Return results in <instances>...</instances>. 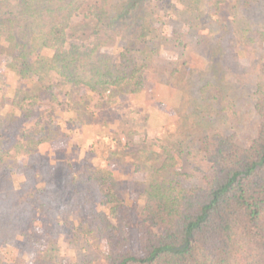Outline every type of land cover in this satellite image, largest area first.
Instances as JSON below:
<instances>
[{
	"label": "trees",
	"instance_id": "1",
	"mask_svg": "<svg viewBox=\"0 0 264 264\" xmlns=\"http://www.w3.org/2000/svg\"><path fill=\"white\" fill-rule=\"evenodd\" d=\"M167 1L0 0L5 70L37 90H0L6 264H26L27 253L30 264H75L54 247L72 221L102 244L100 258L87 264H264V61H239L264 45V20L252 17L256 0H200L203 10L175 5L163 14ZM150 5L158 12L148 13ZM79 13L91 23L85 44L69 42ZM191 52L203 57L202 67L189 66ZM146 74L164 85L184 75L185 84L174 83L169 131L136 152V198L110 164L64 161L57 171L40 160L15 162L12 142L27 137L23 126L39 118L41 100L56 99L47 76L103 96L122 86L138 90ZM246 86L257 130L240 145L232 123L241 112L230 91Z\"/></svg>",
	"mask_w": 264,
	"mask_h": 264
},
{
	"label": "rangeland",
	"instance_id": "2",
	"mask_svg": "<svg viewBox=\"0 0 264 264\" xmlns=\"http://www.w3.org/2000/svg\"><path fill=\"white\" fill-rule=\"evenodd\" d=\"M161 5L163 14L175 5L203 10L200 0H168ZM255 8L257 12L252 17L258 21L264 20V0H256ZM147 12L152 15L158 9L150 5ZM262 24L264 26V21ZM90 25L82 13L75 15L71 20L69 42L85 44ZM110 50L113 51L112 48ZM8 60V56L0 55V90L10 89L11 96L13 93L19 96L37 94L30 82L14 78L5 70ZM239 61L244 65L264 61V45L255 48L252 57L242 54ZM188 63L189 66L202 67L203 57L191 52ZM176 81L185 84L184 75H179L170 85H164L157 83L154 76L146 74L138 90L132 92L130 85L122 86L99 96L84 87L65 85L47 76L43 82L52 84L50 87L54 89L56 99L41 100L39 118H33L23 126L27 137L19 141V147L12 142L14 149H11V153L15 156V162L20 166L40 160L53 164L54 168L62 167L60 163L64 161L73 166L88 160L100 165L110 164L123 182L127 196L131 200L136 198L142 180V174L134 172L132 167L136 152L166 135L177 117ZM37 85L40 87L42 84L38 82ZM230 93L238 101L241 112L240 120L232 123L236 139L240 145H247L257 130V118L251 107V88H237ZM45 137L48 139H43ZM16 146L17 150L21 148L17 154ZM19 166L13 172L17 177L20 176ZM185 168L188 170L190 167L186 164ZM59 169L55 168L57 171ZM86 231L85 227L78 228L75 221L68 223L58 236L59 246H54L58 257L74 261L75 264L98 260L102 244L95 240L93 234L85 235ZM8 244L11 245L12 240ZM6 249V245L0 247V264H6ZM13 253L24 254L21 249H15ZM25 255L26 264H30L31 253Z\"/></svg>",
	"mask_w": 264,
	"mask_h": 264
}]
</instances>
